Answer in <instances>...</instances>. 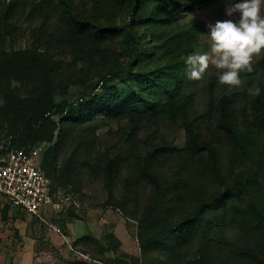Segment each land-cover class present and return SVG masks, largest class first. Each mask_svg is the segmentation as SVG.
Listing matches in <instances>:
<instances>
[{"label":"trees","instance_id":"16d2710c","mask_svg":"<svg viewBox=\"0 0 264 264\" xmlns=\"http://www.w3.org/2000/svg\"><path fill=\"white\" fill-rule=\"evenodd\" d=\"M209 1L0 0L3 151L43 147L40 167L63 199L61 188L102 189L137 225L143 264H264V190L239 175L264 145V56L239 86L207 70L190 79L184 58L206 33L195 12ZM105 125L116 129L102 140ZM177 127L180 148L167 138ZM10 208L2 220L15 222ZM107 238L98 258L75 264H103L116 244ZM83 241L93 242L73 246Z\"/></svg>","mask_w":264,"mask_h":264},{"label":"rangeland","instance_id":"374dc122","mask_svg":"<svg viewBox=\"0 0 264 264\" xmlns=\"http://www.w3.org/2000/svg\"><path fill=\"white\" fill-rule=\"evenodd\" d=\"M234 0H210L206 6L195 12L206 22V33L202 36L200 43L202 46L198 52H209L211 54V41L208 37L209 25L217 20H225L229 17L225 14V9ZM30 41L28 39H16L14 48H27ZM207 45L204 49V45ZM264 56V52L255 56L253 63L259 61ZM209 75H217L218 69L209 63L206 69ZM264 80V79H263ZM198 84L195 95L198 101L197 110L203 108L200 98V87ZM73 90V89H71ZM69 92H71L69 90ZM55 94V93H54ZM56 95V94H55ZM73 96V95H72ZM72 97L69 95L68 100ZM5 99L0 95V107ZM116 129L115 125L100 126L96 128V135L102 140H106L107 130ZM78 130V131H77ZM76 133L81 130L77 128ZM168 140L173 142L178 148L183 146L184 133L180 128L169 130ZM0 132V148L8 145V141ZM47 148V145H46ZM67 153V152H66ZM251 167L250 173H239L243 181L258 177L264 190V145L259 144L250 151ZM65 156V153L60 157ZM60 158L58 164L61 163ZM64 200L57 211L46 213L44 222H53L61 229L62 236L55 235L47 225L39 219L25 215L17 208H10L9 215L14 221L2 220L1 208L6 201L0 197V264H75V262L98 258L99 244L107 245L109 234L114 238L115 248L104 253L103 264H113L115 259L128 260V264H143L139 260V246L136 239L137 225L124 218L121 211L115 207L104 205L106 195L102 189L83 187L80 192L68 191L61 188ZM74 214V217L69 215ZM17 231L14 232L13 230ZM89 237L91 241L81 242L77 246L73 243L79 238Z\"/></svg>","mask_w":264,"mask_h":264},{"label":"clouds","instance_id":"9594fccd","mask_svg":"<svg viewBox=\"0 0 264 264\" xmlns=\"http://www.w3.org/2000/svg\"><path fill=\"white\" fill-rule=\"evenodd\" d=\"M225 14L228 19L209 25L211 54L198 52L184 58L190 79H201L212 63L219 70V85L239 86L241 71H251L254 57L264 52V0H234ZM247 91L258 96L261 89L249 87Z\"/></svg>","mask_w":264,"mask_h":264},{"label":"built area","instance_id":"2783aa9c","mask_svg":"<svg viewBox=\"0 0 264 264\" xmlns=\"http://www.w3.org/2000/svg\"><path fill=\"white\" fill-rule=\"evenodd\" d=\"M42 153L41 146L28 153L0 148V197L12 207L44 222L46 213L57 211L64 199L59 192L51 193L50 180L40 167ZM45 224L52 232L62 235L57 224Z\"/></svg>","mask_w":264,"mask_h":264}]
</instances>
